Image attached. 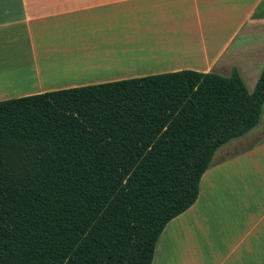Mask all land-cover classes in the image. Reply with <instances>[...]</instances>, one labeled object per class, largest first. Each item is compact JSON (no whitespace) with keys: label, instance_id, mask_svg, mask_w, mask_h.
Wrapping results in <instances>:
<instances>
[{"label":"trees","instance_id":"trees-1","mask_svg":"<svg viewBox=\"0 0 264 264\" xmlns=\"http://www.w3.org/2000/svg\"><path fill=\"white\" fill-rule=\"evenodd\" d=\"M263 102L264 67L252 91L182 69L0 100V264H150Z\"/></svg>","mask_w":264,"mask_h":264},{"label":"crops","instance_id":"crops-1","mask_svg":"<svg viewBox=\"0 0 264 264\" xmlns=\"http://www.w3.org/2000/svg\"><path fill=\"white\" fill-rule=\"evenodd\" d=\"M264 67V0H0V100L149 74ZM150 264H264V102L223 143Z\"/></svg>","mask_w":264,"mask_h":264}]
</instances>
